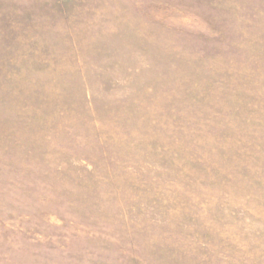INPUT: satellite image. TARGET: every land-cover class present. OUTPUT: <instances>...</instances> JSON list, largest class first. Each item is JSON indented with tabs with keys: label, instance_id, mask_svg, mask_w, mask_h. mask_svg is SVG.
<instances>
[{
	"label": "rangeland",
	"instance_id": "1",
	"mask_svg": "<svg viewBox=\"0 0 264 264\" xmlns=\"http://www.w3.org/2000/svg\"><path fill=\"white\" fill-rule=\"evenodd\" d=\"M0 264H264V0H0Z\"/></svg>",
	"mask_w": 264,
	"mask_h": 264
}]
</instances>
